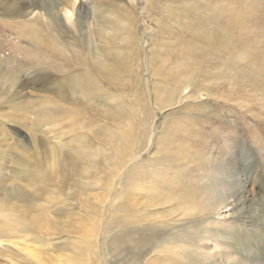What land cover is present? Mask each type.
<instances>
[{"label":"rangeland","instance_id":"374dc122","mask_svg":"<svg viewBox=\"0 0 264 264\" xmlns=\"http://www.w3.org/2000/svg\"><path fill=\"white\" fill-rule=\"evenodd\" d=\"M44 2L56 6L58 17L70 12L67 18L61 15L57 29L69 52L75 48L89 58L99 90L89 98L69 85L79 105L62 104L77 109L64 116L56 107L60 105L47 99L44 81L35 82L36 74L43 73L36 61L28 63L20 53L13 56L25 64V74H18L15 101L0 103V264H75L87 259L82 243L96 246L98 241L100 249L102 227L111 213L110 185L115 183L114 198L125 182L111 176L112 183L106 184L107 161L124 156L134 161L125 165L123 176L150 158L139 168L148 177L126 179V202L112 207V217L121 214L140 224L144 215L161 223L174 221L188 209L198 214L219 206L215 201L222 191L226 196L219 214L195 224L215 228L220 239L215 243L212 238L207 245L198 239L207 248L190 247L194 256L188 259L193 256L196 264H264V0H6L14 6L11 11L27 13H37ZM2 10L1 15L9 11ZM225 11L237 17L239 31L233 40L223 39L219 29ZM9 20L0 21L1 45L19 36ZM32 36L37 34H25ZM25 37L19 38L20 47H40ZM53 56L55 62L63 57ZM55 62L46 65L49 71ZM75 65L71 62L69 68ZM80 139L89 148L81 154L80 165L57 166L58 158L66 161L77 150ZM38 172L44 175L41 186L55 189L58 201L32 207L12 202L7 194L14 187L33 195L26 184ZM229 172L237 174V187ZM12 205L28 229L24 239L38 248V261L14 252L19 239L9 222ZM88 229L93 237L84 234ZM107 241L116 264H128L134 257V248L131 255L120 253L111 238ZM80 242L84 252L77 249ZM90 257L97 264L95 254Z\"/></svg>","mask_w":264,"mask_h":264},{"label":"bare ground","instance_id":"6f19581e","mask_svg":"<svg viewBox=\"0 0 264 264\" xmlns=\"http://www.w3.org/2000/svg\"><path fill=\"white\" fill-rule=\"evenodd\" d=\"M9 4L6 3V0H0V9H3L2 12L9 10L8 12H5L7 14L6 17L5 13H3L2 15L0 13V21L7 22L10 21L9 19H11L17 25L19 36L18 38L8 40L6 44H0V47L3 49V52L0 50V103H7V105L12 104L15 101L14 97H17L20 93V90L18 89L19 86L17 77L20 73L23 75L25 74V64L20 65L18 62H16V60H14L13 56L18 53H20L28 63L30 62V60H35L37 63V69L43 71V73L41 74L37 73L38 75L36 74L34 80L35 82L36 80L44 81L43 89L45 93L49 92V98L47 99L51 103L61 106L67 101H70L72 102L74 107H77L79 104L73 102V97L71 95L72 92H70L69 85H71V87H74L75 89H80L86 92L89 98L94 97L96 91L99 90V87L97 86L99 85V80L94 75V70L88 62L89 58L82 57L79 50L68 46L69 48L74 50L72 52H69L65 43H63L61 39L62 30L57 29V26H60V23H63L61 15H63V18H67V14H69L70 12L62 11V13H60L58 17L53 13L56 6L52 4L47 6L45 2L39 5V10L37 11V13H27L25 11H19L16 8V11H11V8L14 6L11 7ZM39 11H43V13H40ZM31 13L34 14L33 17L30 15ZM224 14L225 18L223 17V19H221L219 23V29L222 32L221 34L223 39L226 40L228 38V40H233L235 33L239 31V29H236L237 17L233 12L229 11H225ZM3 29H5V27H3ZM27 32H35L37 34V37L32 36L30 38H27L25 37V34ZM20 37L27 38L31 44H35L37 42L39 43L40 47H37V49L34 50L20 47L18 42ZM1 38L2 37H0V39ZM80 47H82V45H80ZM56 53H59L63 56L62 59H60L58 62L53 61V54ZM64 57H69L70 61L65 63ZM52 62H55V65H53L52 70L49 71L48 66L46 65L51 64ZM71 62H76L75 67L69 68ZM26 80L32 82V77H29ZM60 106L56 107H58L60 110L62 109L64 116H68L77 110L76 108H62V106ZM202 119L203 118L201 117L199 118L200 122L202 121ZM8 121L10 120L8 119ZM126 126L127 128L130 127L129 124H127ZM124 134L125 139H127L129 137V133L126 134L124 132ZM5 137L9 138V134H7ZM84 142L85 141L81 142L80 139L79 147L77 148V150L72 151L70 157L66 161L61 162V157L58 158L56 161L57 166L63 167L61 166L62 164L65 165L63 167L65 168L68 163H70L73 167H77L78 165H80L83 158L81 154H84L86 150H89L87 143ZM99 142H102V140L99 139ZM123 142L125 144V141ZM131 161L134 160H131L129 156H124L119 161L115 162L107 161V169L110 173H105L106 184L109 185L110 183H112L111 176L117 177V180L125 179V182L126 179H135L139 174H142V176H140L141 178H147L148 176H145V173H139V168L148 164L150 162V158H148L145 162L134 164L133 166H131L132 168L129 171L124 173V176L122 175L123 170H125V165ZM73 163L75 164L73 165ZM206 164V161H204L205 166ZM200 166L201 164L198 166V170H200ZM86 171L89 170L86 169ZM78 173H82V170H78ZM92 174L96 176V173ZM229 175L235 178L232 183L237 187V174L234 172H229ZM206 178L209 179V175H207ZM43 179L44 175L39 172L36 175L30 174V181L26 185L32 190L30 191V194L33 195L27 194L25 192L26 190L23 191L15 187L12 194L9 193L7 195L12 198V202L20 203L22 204L21 206L25 207H32L36 204L47 206L50 204V206H53L54 203L58 201V197L54 196L55 189L46 188V185L41 186L43 183ZM101 182L103 186L104 184L102 179ZM124 184L119 185L120 191L114 196V198L111 196V193H113V190H115V187L113 188L115 183L114 185H110L111 193L108 194V203H112L110 207L111 213L106 219L104 226L102 225L104 221L103 218L102 222L99 225L100 228L98 229L96 234V237L98 238L100 235V230L103 228L101 232L102 245L100 249H98V241L96 242V240V246L88 243L89 241L82 244L80 242L77 245V249L82 248L87 251V259L78 261L76 260L75 264H93L91 260V257L93 256L90 257V255L94 254L96 256L97 264H116L114 262V255L112 256V258L108 255L109 253L111 254L112 248L108 241L105 242L106 238H111V243L115 245V247L118 249V252L120 253L130 254L131 251L133 252L132 248L136 250L134 257L129 259L128 264H181L182 262L183 264H196V261H192L194 259H192L194 253L193 250H189L190 247L197 246L198 249L207 248L206 245L212 238L215 243H218V239H220V232L215 231V228L213 229V231L207 229L206 227L197 228L195 224L204 216L207 217V215L219 214V210L221 209L220 206L222 204H220V202H222L226 196L224 192L220 191L218 194V201H215V203H219V206H213L210 209H203L201 212L198 211V214H195L194 212L190 214L191 209H188L186 212H184L183 215H181V218L174 221H172V219H169L163 221L162 223L156 221L157 219L154 220V218H149V216L144 215L140 218V224L138 223V220L129 221L121 214H117L118 217H116L115 215H113L112 217V207L115 209L117 208V206H122V201L124 202V204L126 202V200L123 198V192L124 189H126L124 188ZM36 192L38 193L36 194ZM121 197L123 199H121ZM179 197H182V199H184V194H179ZM36 200H51V203H39L36 202ZM12 207L13 209H11V212L14 214H11L12 217L10 218L9 222H12L15 225V232L16 234L20 235H17V239H19V241L14 244L15 251H13L18 254V257L20 256L22 259H32L38 261L37 257H39V252H37V246L29 242L31 241V239H24V236L27 233L28 229L24 225V223H22L21 219H23V217L20 215V210L15 205H12ZM29 221L31 224H33V226L35 225L32 219ZM101 226L103 227L101 228ZM83 232L84 234L89 233L88 237H93L94 235L92 229H88ZM260 236L261 235L259 234L258 237ZM198 239L206 240V242H203L206 245L199 244L200 241ZM151 242L153 243L152 246L150 245ZM79 245L81 246V248L79 247ZM219 247L221 246L219 245ZM226 248L228 247L226 246ZM228 249L231 250L230 248ZM144 250L146 251L145 255H140L141 251ZM187 255L193 256L191 257V259H188ZM224 256L227 259H230L231 257H229V254L225 253ZM229 264L241 263H237V261L235 260L233 263L231 262Z\"/></svg>","mask_w":264,"mask_h":264}]
</instances>
